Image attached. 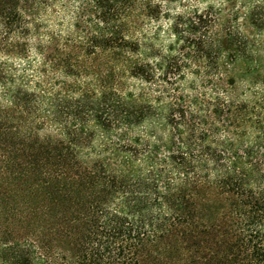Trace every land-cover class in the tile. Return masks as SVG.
Masks as SVG:
<instances>
[{
	"label": "trees",
	"instance_id": "trees-1",
	"mask_svg": "<svg viewBox=\"0 0 264 264\" xmlns=\"http://www.w3.org/2000/svg\"><path fill=\"white\" fill-rule=\"evenodd\" d=\"M39 2L0 0V264H264V77L232 16L213 38L206 13L176 18L159 46L133 36L138 0H78L84 54L120 66L95 89L68 83L84 72L41 31ZM245 6L264 30L259 0ZM36 37L57 86L14 64ZM212 53L244 66L213 74L211 93L185 89V61L210 67ZM116 67L157 89L120 91ZM239 81L253 90L234 98Z\"/></svg>",
	"mask_w": 264,
	"mask_h": 264
},
{
	"label": "rangeland",
	"instance_id": "rangeland-1",
	"mask_svg": "<svg viewBox=\"0 0 264 264\" xmlns=\"http://www.w3.org/2000/svg\"><path fill=\"white\" fill-rule=\"evenodd\" d=\"M40 12L43 15V21H41V31L45 33H52L60 37L59 44L65 45L67 42L70 44L69 49L73 51L72 62H76L80 69L84 72L82 77L79 79H68V83H77L78 85H87L91 88H99L102 86L103 79L107 75V71L112 64L119 66V61H114L112 54L98 52L92 56L84 54L81 38L75 27L76 15H83L78 0H39ZM251 0H138L136 10L133 12L129 19V24L132 26V32L134 38H143L144 36L150 39L159 46H168L175 38L171 31L172 22L176 18L187 16L188 14L194 13L196 10L202 11L208 15V19L211 20L206 30L210 29L209 37L213 38V25L215 20L222 15L232 16L231 25L237 28L241 35L247 40V50L251 52L252 58L258 65L259 73L263 74L264 77V30L258 31L252 27L249 22H245L243 13L246 11L247 6ZM150 6L156 11L159 18L152 19L148 17L142 6L145 4ZM259 4L264 7V0H259ZM84 16V15H83ZM86 20H89L88 14H85ZM236 19V20H233ZM219 22V21H217ZM39 23V22H38ZM229 26V25H228ZM219 32H223V28L218 27ZM218 32V33H219ZM73 34L72 41L69 42L68 37ZM68 39V40H67ZM257 42L254 45L252 42ZM43 44H46V38L42 37ZM39 44L38 39H32L27 42L28 53L26 58L13 60L14 64L18 69L26 74L29 79L34 80H46V85L57 86L64 81V78L55 71L53 68H48L47 72L42 67V57L37 54L35 47ZM217 56V57H216ZM4 58V57H0ZM214 58V59H213ZM212 61L214 65L208 67L204 62H198L196 60L186 62L187 65L184 73L187 75V82L183 85L186 89L188 86H192L194 92L206 91L208 93L213 92V74L224 73L231 71L238 75L239 70L244 63L239 65L230 66L222 65V59L212 53ZM78 61V62H77ZM120 67V66H119ZM89 70V71H88ZM89 72V74H88ZM198 73V74H195ZM46 74L47 76H44ZM46 79H45V78ZM109 78V77H108ZM109 84L113 85L117 89L123 92H130L138 88L146 89H157V86H151L150 89L147 86H141V84L133 79L128 72H124L122 69H115V76H111ZM230 90H232L230 88ZM253 89L249 86V83L239 81L237 88L233 93L234 98H239L244 94H249ZM155 92V91H154ZM191 93L188 91L187 94Z\"/></svg>",
	"mask_w": 264,
	"mask_h": 264
}]
</instances>
